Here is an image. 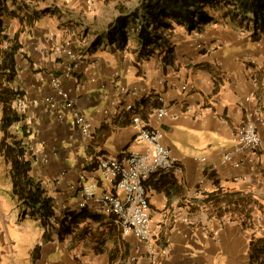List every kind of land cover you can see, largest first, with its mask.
<instances>
[{"label":"crops","instance_id":"1","mask_svg":"<svg viewBox=\"0 0 264 264\" xmlns=\"http://www.w3.org/2000/svg\"><path fill=\"white\" fill-rule=\"evenodd\" d=\"M134 8L113 7L112 22ZM51 13L29 18L28 38L17 32L20 41L30 42L19 54L24 61L18 62L14 83L28 107L10 132L21 137L22 128H31L24 139L37 152L31 176L53 199L65 233L46 232L30 218L12 194L11 164L0 153V264H262L264 36L252 43L250 32L229 18L202 32L181 29L172 34L175 63L166 67L158 56L139 63L131 49H90L95 33L84 22L62 26L63 34ZM216 41L222 46L214 49ZM55 78L91 119L92 142L75 125ZM161 107L168 115L159 120ZM3 114L0 101V144ZM134 116L163 132V145L181 169L157 173L146 182L151 244L123 236L113 217L92 208L66 233L70 218L82 211V175L100 182L101 191H114L99 180L97 157L119 160L136 148ZM247 123L257 128L259 148L224 162L237 130Z\"/></svg>","mask_w":264,"mask_h":264},{"label":"trees","instance_id":"2","mask_svg":"<svg viewBox=\"0 0 264 264\" xmlns=\"http://www.w3.org/2000/svg\"><path fill=\"white\" fill-rule=\"evenodd\" d=\"M7 2L0 0V101L4 110L1 120L4 139L0 144V153L11 164L14 197L24 205L30 218L39 221L46 232L54 230L61 235L65 233V220L56 217L53 199L31 176L32 161L28 158V148L24 144L29 134L24 128L21 129V137L10 132L14 125L23 120L14 108L15 100L24 95L14 88L18 77V56L23 46L19 33L12 38L6 33L4 18L12 14ZM46 12L51 10L35 12L32 17L44 16ZM222 18H229L232 22L236 20L250 32L252 43L261 42L264 36V0H142L137 8L120 14L103 32L96 33L90 49L95 50L104 45L125 51L130 50L135 41L137 46L133 51L139 63L143 64L158 56L164 66H173L176 44L172 42V34L178 28L187 33L202 32L207 25ZM25 19L29 22V18ZM4 43L8 44L6 48L3 47ZM85 210L70 218L66 233L72 231L71 225L80 216L83 217ZM55 217L58 226L52 222Z\"/></svg>","mask_w":264,"mask_h":264},{"label":"built area","instance_id":"3","mask_svg":"<svg viewBox=\"0 0 264 264\" xmlns=\"http://www.w3.org/2000/svg\"><path fill=\"white\" fill-rule=\"evenodd\" d=\"M221 46L222 43L216 41L214 49ZM53 83L58 94L64 99L66 108L71 112L75 125L80 128L82 137L92 142L95 132L91 119L77 108L76 101L66 94L58 78H55ZM14 107L20 115L26 113L28 106L24 96L15 100ZM167 115V108L161 107L157 110L159 120ZM61 118L64 119L63 116ZM132 128L135 132L133 141L135 149L119 160L97 157L101 172L99 180L111 186L114 191H101L100 182H89L86 175H82L78 208L81 210L92 208L97 213L113 217L123 236H134L140 242L150 245L154 232L151 193L146 187V182L157 173L171 170L180 173L181 169L177 165V160L172 158L170 152L164 147V134L160 129L150 128L140 116L132 118ZM27 132L30 133L31 128H27ZM24 144L27 145L28 142ZM260 144L261 138L255 124L247 123L237 130L233 150L224 155V162H232L236 156L255 152ZM36 154L35 149L28 148V158L32 162ZM52 222L58 225L56 217ZM151 252L154 254L153 251Z\"/></svg>","mask_w":264,"mask_h":264},{"label":"rangeland","instance_id":"4","mask_svg":"<svg viewBox=\"0 0 264 264\" xmlns=\"http://www.w3.org/2000/svg\"><path fill=\"white\" fill-rule=\"evenodd\" d=\"M141 2V0H8L7 6L13 15L11 14L4 18L5 29L6 33L11 38L14 36V33L17 32L26 33V37L24 38H28L32 31L30 29V21L28 22L25 18H31L35 12L48 9L53 12L51 13L52 16L49 18L51 21L53 19L54 22L58 23L56 27L61 33L65 31L62 29V26L64 28L65 26L67 27L68 24H80V21L84 22L86 26H88V29L92 30L91 34H96L99 33L98 30H105L110 24L109 22H112L115 18V10L112 9L113 7H116L117 5L126 7L129 5L134 8ZM95 5H97V9H99L98 11L96 10ZM108 6H110V8ZM127 11L129 12V10ZM41 22L40 23L43 27L46 25V27L51 28L49 21L48 23H46L45 20H42ZM181 31V28H178L175 32L178 34ZM175 32L173 33L174 36ZM81 33H83V31H80V34ZM65 34L69 35L68 31H66ZM174 36L172 42H176ZM28 40L29 39L21 40L20 42L22 43V46H29L30 42ZM47 43L51 46L52 41H47ZM7 45L8 44L4 43L3 47L6 48ZM136 46L137 44L133 41L130 49L134 50ZM23 61L24 59L19 55L18 62H21L23 65ZM33 227L38 228L39 226L34 224Z\"/></svg>","mask_w":264,"mask_h":264},{"label":"clouds","instance_id":"5","mask_svg":"<svg viewBox=\"0 0 264 264\" xmlns=\"http://www.w3.org/2000/svg\"><path fill=\"white\" fill-rule=\"evenodd\" d=\"M58 224V223H57ZM56 226V225H55ZM58 226V225H57Z\"/></svg>","mask_w":264,"mask_h":264}]
</instances>
